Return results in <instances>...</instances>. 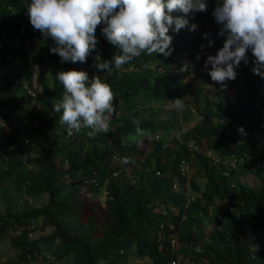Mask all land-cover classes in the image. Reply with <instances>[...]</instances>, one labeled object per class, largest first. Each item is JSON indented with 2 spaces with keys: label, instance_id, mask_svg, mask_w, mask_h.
<instances>
[{
  "label": "trees",
  "instance_id": "16d2710c",
  "mask_svg": "<svg viewBox=\"0 0 264 264\" xmlns=\"http://www.w3.org/2000/svg\"><path fill=\"white\" fill-rule=\"evenodd\" d=\"M29 3L0 0V118L10 122L9 129H0V198L5 201L0 238L11 226L10 240L17 248L15 259L7 257L4 263L41 264L39 248L46 242L54 243V257L71 253L68 264H129L131 252L148 256V264H167L176 249L191 254L189 261L176 264H264V77L252 71L251 49L248 63L242 61L238 67L242 87L236 96L212 81L213 94L189 90L188 101L173 118L167 105L175 108L174 99L192 83V79L183 82L185 72L179 69L189 59L197 66L223 47L222 25L209 22L197 27L193 41L202 43L203 49L190 48L186 29L175 32L173 25L170 56L142 53L120 69L113 65L108 74L96 66L97 53L101 60H112L119 53L102 33L103 23L97 26L98 44L86 62L61 63L50 51L53 40L31 25ZM217 3L207 0V11L195 17H212ZM34 67L40 91L31 105L26 85L31 84ZM72 69L86 71L90 79L99 76L112 87L115 112L109 132L90 138L91 129L82 127L70 136L60 123L62 112L53 110V101L63 95L56 73ZM46 70L51 82L45 78ZM194 102L199 116L182 129ZM134 121L148 133L144 137L149 138L150 149L125 143L135 132ZM240 126L245 134L238 131ZM189 137L204 138L217 158L188 149ZM114 152L119 159L112 156ZM229 153L239 157L235 165L225 159ZM181 156L193 166L188 183L196 193L189 200L173 186L186 178L177 165ZM124 157L130 162L122 163ZM247 173L252 183L241 178ZM195 176L203 177L201 185ZM100 184L105 188L101 214L87 216L90 192ZM42 193L46 196L38 204L23 199V206H17L23 196ZM170 205L176 207L175 213ZM163 207L169 212L163 213ZM208 212L209 231H204L202 219ZM33 219L40 220L39 229H49L29 239L26 227ZM17 227L20 232L14 231ZM171 233L178 240L174 249L169 245ZM48 256L43 259L49 260Z\"/></svg>",
  "mask_w": 264,
  "mask_h": 264
},
{
  "label": "clouds",
  "instance_id": "9594fccd",
  "mask_svg": "<svg viewBox=\"0 0 264 264\" xmlns=\"http://www.w3.org/2000/svg\"><path fill=\"white\" fill-rule=\"evenodd\" d=\"M207 7V0H30L27 12L33 28L53 40L50 51L59 55L61 63L86 62L98 44L97 26L103 23L102 33L119 54L112 60H101L97 53L95 59L96 66L110 74L113 65L120 69L142 53L170 56L173 37L169 29L174 25L175 32L184 28L195 31L197 24H190V17L207 11ZM175 12L182 15H173ZM212 15L222 25L219 35L226 39L223 47L204 62L206 69L211 65V80L226 89L227 82L237 78L241 62L248 63L249 49L255 57L253 73L264 77V0H218ZM209 35L205 33V37ZM190 69L194 65L185 61L179 71ZM56 80L63 86V95L53 101V110L62 112L60 123L67 126L68 135L82 127L91 129L90 138L110 131L115 93L106 80L99 76L90 79L86 71L75 69L59 71ZM174 106L181 109L183 98L174 99ZM134 123L135 132L129 134L126 144H139L148 135L139 121ZM238 131L245 134L243 126ZM129 162V157L122 159L124 164Z\"/></svg>",
  "mask_w": 264,
  "mask_h": 264
},
{
  "label": "rangeland",
  "instance_id": "374dc122",
  "mask_svg": "<svg viewBox=\"0 0 264 264\" xmlns=\"http://www.w3.org/2000/svg\"><path fill=\"white\" fill-rule=\"evenodd\" d=\"M173 15H180L179 12H175L173 13ZM209 22H216L214 16L212 17H206V18H202V17H194V18H190V24L191 23H195L197 24V27L201 26V25H206ZM220 25V24H218ZM187 31V35L190 38V48H196L199 45H201L202 43H196L195 41H193V35H194V31H190L188 30V28H185ZM207 58H202L200 59V63H197L198 65H201L200 67H197L196 65L194 66V69H190L189 71H186L185 73L182 74V79L183 80H187V79H192V83L190 85V88H187V90H185L182 94H180L178 97L179 98H183L184 103H186L188 101L187 95L189 94V90H196L200 93H207L210 94L212 92H214V85L213 82L209 76V69L211 68V65H209V67L206 69L203 65L204 62ZM188 62H194L193 59H189ZM197 67V68H196ZM239 68L236 69V71L238 72L237 78L234 81H228L227 82V88L225 89V91L231 96L234 97L236 96L237 93L240 92L241 87H242V83H241V72ZM45 78L48 82L50 81V74L49 71L46 70L45 72ZM25 84L22 83V85L20 86V88H18L17 93H21L23 90V86ZM27 86V92L29 93V95L27 96V100L29 101V103L31 105H35L36 104V96L39 93V85L37 82V67H34L33 69V74H32V79H31V84ZM28 88H30V90L33 91V93H31ZM213 94V93H212ZM169 108V111L172 114V117H178V111L177 109L173 108L171 105H167ZM191 110L192 112L190 113L188 120L183 122L181 125V128L184 129L187 126H189L190 124L194 123L199 114H198V108L196 106V103H191ZM162 114H165V112L162 110ZM10 128V122L7 121L4 117L0 118V129H9ZM158 132V131H157ZM157 132L156 134H154V137L157 136ZM173 132V131H172ZM200 143H201V147L206 146V143L204 141V138H199ZM167 142V141H166ZM141 146L145 149L148 150L151 148V143L149 142V138L147 137H143L141 142H140ZM212 150V149H211ZM213 151V150H212ZM214 154L216 155V152L213 151ZM192 165H190V172L192 170L191 168ZM193 167V166H192ZM196 180L199 182V184L201 185L203 182V177L202 176H195ZM241 178H247L248 182L252 183V177L249 173H247L245 176L241 175ZM191 186V185H190ZM191 190L193 191V193H196V190L192 187H190ZM91 197H90V201H89V208L87 211V216H99L101 214V210L103 209L104 206V197H105V188L103 187V184H100L98 186V188L96 189V191H91L90 192ZM46 193H42L40 196H23L21 200L18 201L17 206L21 207L23 206V199H26V201L29 204H38L43 198H45ZM171 206V212L175 213L176 211V207L175 206ZM5 214V201L2 200L0 198V215L4 216ZM208 215L209 212L207 213L206 217H204L202 219V229L204 231H209V226L206 222V219H208ZM33 225V235L37 236L40 233L46 232L49 229V226H45L42 229H39V223L40 220H36L33 219L30 222ZM13 234V228L11 226L8 227V230L6 232V235H4L3 237L0 238V264H5L4 261L7 257H11V259H15V252L17 250V248L12 244L11 240H10V235ZM178 245V243L176 244V246ZM55 246L54 243H43L41 242L40 245V252L38 255V259H40V261L43 262V264H68L69 261L71 260V253H67L59 258L54 257V255L52 254V251L54 250ZM44 254L48 255L49 260H44ZM176 255L178 256V261L179 262H183V261H189L190 260V253H182L180 250L176 249ZM128 262L129 264H148L149 263V258L148 256H140L139 254L135 253V252H131L129 254V258H128ZM179 262L177 264H179Z\"/></svg>",
  "mask_w": 264,
  "mask_h": 264
},
{
  "label": "built area",
  "instance_id": "2783aa9c",
  "mask_svg": "<svg viewBox=\"0 0 264 264\" xmlns=\"http://www.w3.org/2000/svg\"><path fill=\"white\" fill-rule=\"evenodd\" d=\"M27 8V6H26ZM192 64L195 66V61L192 62ZM204 66V65H203ZM197 68V67H196ZM0 71H1V66H0ZM28 90L33 93L32 90H30V88H28ZM15 122V119L13 118L12 119V125L14 124ZM156 134V133H155ZM158 134V133H157ZM185 145L188 149L190 150H201L203 151L204 153H206L207 155H209L210 157H213V159H216L217 158V154L215 155L214 152L211 150L210 147H208L207 145L206 146H203L201 147V143L198 139L194 138V137H189L185 140ZM30 153L33 154L34 152L32 151V148L29 149ZM112 156L115 158V159H119V155L117 153H113ZM225 159L227 160L228 163H230L231 165H235L237 161H239V157H237L236 155L232 154V153H229L226 155ZM177 165H178V168L180 170V173H182L183 175H186V178H185V181L182 183V182H178V181H174L173 182V186L176 187V188H179L182 190L183 192V196L186 198V200H189V199H193L194 197V193L193 191L191 190L190 186H189V183H188V175L190 173V161H189V158L186 157V156H181L179 157V159L177 160ZM94 181L95 179L92 178ZM162 211L163 213H168L169 212V209L168 208H165L163 207L162 208ZM167 223L169 225H172V221L171 220H166ZM159 225H163V221H161L159 223ZM21 228L20 227H17L14 229L15 232H20ZM26 230H27V237L29 239H31L33 237V230L31 228V224H28V226L26 227ZM162 235L159 234V237H161ZM178 243V240L176 238V235L175 233H171V236L169 238V245L171 248H175L176 247V244ZM196 249H200V245L197 244L195 246ZM178 260V256L175 255L171 258H169L167 260V264H176ZM41 264H43L42 261H39Z\"/></svg>",
  "mask_w": 264,
  "mask_h": 264
}]
</instances>
